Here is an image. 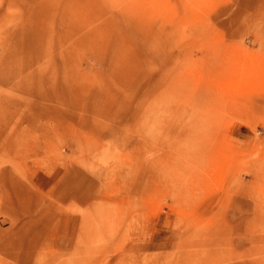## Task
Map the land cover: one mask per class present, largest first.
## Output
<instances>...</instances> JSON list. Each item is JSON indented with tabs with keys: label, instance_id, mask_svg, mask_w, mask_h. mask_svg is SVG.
<instances>
[{
	"label": "rangeland",
	"instance_id": "1",
	"mask_svg": "<svg viewBox=\"0 0 264 264\" xmlns=\"http://www.w3.org/2000/svg\"><path fill=\"white\" fill-rule=\"evenodd\" d=\"M0 264H264V0H0Z\"/></svg>",
	"mask_w": 264,
	"mask_h": 264
},
{
	"label": "crops",
	"instance_id": "2",
	"mask_svg": "<svg viewBox=\"0 0 264 264\" xmlns=\"http://www.w3.org/2000/svg\"><path fill=\"white\" fill-rule=\"evenodd\" d=\"M67 189H68V188H67ZM73 189H74V188L70 186L68 190H70V191H74ZM77 191H79V192L81 191L83 198H84L85 196L88 195V193H86L82 188H81V189H77ZM40 231L43 232V229H41ZM40 231H39V232H40ZM39 232L37 231V233H39ZM37 233H36V234H37ZM36 234H35V235H36ZM26 245H28V247H29V246H30V242L27 243Z\"/></svg>",
	"mask_w": 264,
	"mask_h": 264
}]
</instances>
